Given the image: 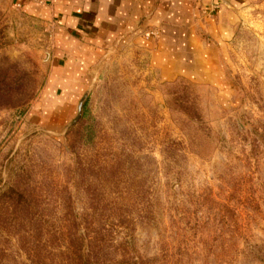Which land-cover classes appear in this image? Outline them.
Returning <instances> with one entry per match:
<instances>
[{
  "label": "rangeland",
  "instance_id": "obj_1",
  "mask_svg": "<svg viewBox=\"0 0 264 264\" xmlns=\"http://www.w3.org/2000/svg\"><path fill=\"white\" fill-rule=\"evenodd\" d=\"M227 18L218 84L134 46L75 88L50 80L53 25L0 0V264L72 214L113 230L80 264H264V0Z\"/></svg>",
  "mask_w": 264,
  "mask_h": 264
},
{
  "label": "crops",
  "instance_id": "obj_2",
  "mask_svg": "<svg viewBox=\"0 0 264 264\" xmlns=\"http://www.w3.org/2000/svg\"><path fill=\"white\" fill-rule=\"evenodd\" d=\"M244 1L52 0L45 6L11 0L23 13L53 25L50 80L75 88L108 51L134 46L148 53L163 78L184 75L218 84V44L230 38L227 17Z\"/></svg>",
  "mask_w": 264,
  "mask_h": 264
},
{
  "label": "trees",
  "instance_id": "obj_3",
  "mask_svg": "<svg viewBox=\"0 0 264 264\" xmlns=\"http://www.w3.org/2000/svg\"><path fill=\"white\" fill-rule=\"evenodd\" d=\"M4 204L5 209H8L13 201L9 199L8 203L4 202ZM54 221L51 229L46 231L48 242L42 244L45 246L36 247L32 264H41L44 250L45 261H48V263L44 262L45 264H80L84 257L98 258L102 254V249L107 245L111 246L114 242L112 229H107L105 224L96 227L95 221L89 220L88 217L72 214L64 217L60 225H55ZM81 224H85L83 231Z\"/></svg>",
  "mask_w": 264,
  "mask_h": 264
},
{
  "label": "water",
  "instance_id": "obj_4",
  "mask_svg": "<svg viewBox=\"0 0 264 264\" xmlns=\"http://www.w3.org/2000/svg\"><path fill=\"white\" fill-rule=\"evenodd\" d=\"M87 95H88V92L85 93L84 97H83V98L81 99V101L79 102L78 115H77V117L72 121L71 124H73L74 122H76V121L78 120V118L80 117V115H81V110H82V106H83V103H84V101H85Z\"/></svg>",
  "mask_w": 264,
  "mask_h": 264
},
{
  "label": "built area",
  "instance_id": "obj_5",
  "mask_svg": "<svg viewBox=\"0 0 264 264\" xmlns=\"http://www.w3.org/2000/svg\"><path fill=\"white\" fill-rule=\"evenodd\" d=\"M28 1H31L39 5H45V6L51 4L52 2V0H28Z\"/></svg>",
  "mask_w": 264,
  "mask_h": 264
}]
</instances>
